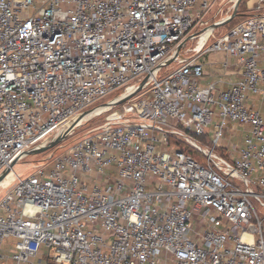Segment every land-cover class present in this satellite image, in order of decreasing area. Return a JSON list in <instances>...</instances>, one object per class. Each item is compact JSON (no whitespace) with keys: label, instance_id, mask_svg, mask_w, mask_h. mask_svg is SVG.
I'll return each mask as SVG.
<instances>
[{"label":"built area","instance_id":"2783aa9c","mask_svg":"<svg viewBox=\"0 0 264 264\" xmlns=\"http://www.w3.org/2000/svg\"><path fill=\"white\" fill-rule=\"evenodd\" d=\"M235 1L0 0V173L144 80L0 190V264L41 247L47 264H264V113L247 105L264 95V0L217 32ZM212 50L224 72L205 82ZM230 58L239 77L223 89Z\"/></svg>","mask_w":264,"mask_h":264},{"label":"rangeland","instance_id":"374dc122","mask_svg":"<svg viewBox=\"0 0 264 264\" xmlns=\"http://www.w3.org/2000/svg\"><path fill=\"white\" fill-rule=\"evenodd\" d=\"M242 1V5L240 7V9H246L245 7V1L246 0H241ZM216 7H213L212 9H210V11L208 12L209 14H212V12L214 11ZM207 16V15H206ZM230 22L223 24L222 26L217 28V32L218 31H222L224 29H226L228 27ZM204 37V33L202 35H200L199 38H196L195 42H187L185 45V48H190V47H197L203 40ZM191 51H188V54H191ZM201 61H203L205 66V71L209 72L212 75H216L215 77H219V74H223L224 69L221 67L220 62L224 59V54L221 51H206L204 52L200 58ZM231 60L235 58H230ZM236 68V67H235ZM221 76V75H220ZM224 81H226V79L228 78V76L223 75L221 76ZM225 84V82H224ZM115 93H111L109 94L106 98H104L101 102H107L110 100V98L114 95ZM141 93H139L138 95H140ZM127 101V100H126ZM125 102V101H124ZM123 103V102H122ZM123 105V104H122ZM121 104L115 108H112L109 111H104L108 109V104H101L97 107H90L88 109L87 112L80 114V117L78 118L76 124H75V128L73 129L72 133H70L69 135H67L63 140H61L60 143H57L56 145H54L53 147L46 149L42 152H37V153H30V154H26L23 157L19 158L18 161H16L11 168L9 169L8 173L4 176V178L0 181V190L2 188H4L5 186H7L8 184L11 183V181L17 177V175L19 174H26L28 173L30 170H32V168L36 165H38L41 162L44 161H49L50 159H52L54 156L60 154L63 149L66 147L67 144L71 143L74 138L80 136L81 134L85 133L86 131L90 130L91 128L101 124L102 122H104L107 119L116 117L120 114V111L122 110V106ZM94 111L93 113H90ZM102 112V113H100ZM72 119H70V121L68 122L67 125V131L70 130V124ZM239 131H241L239 134H237V137H234V134H231V132L228 129V126L224 129V136H223V140L226 141H234V143L237 145L239 140L242 138V129L239 128ZM196 140H198L199 142H204V140L200 137H193ZM206 142V141H205ZM172 145L178 146L180 147L182 150L187 151L188 153L194 155L195 157H199V153L196 152L194 150V148L187 146L185 144H180V143H176V142H171ZM221 149H218L217 152L221 153ZM6 244L3 245L4 251L2 252H6L9 245H7V241L5 242ZM40 253L43 255V258L40 260L39 258H34L33 259V264H47V249L44 247L40 248Z\"/></svg>","mask_w":264,"mask_h":264},{"label":"water","instance_id":"95a60500","mask_svg":"<svg viewBox=\"0 0 264 264\" xmlns=\"http://www.w3.org/2000/svg\"><path fill=\"white\" fill-rule=\"evenodd\" d=\"M240 1H241V0H236V1H235L234 8H233V10H232L230 16L227 17V18H225V19L221 22L222 25L228 23V22L231 20V18H233V17L236 15L237 6H238V4L240 3ZM185 41H186V40H183V41L178 45V47H177V49H176V52L179 50L180 47L183 46V44L185 43ZM176 52H175V53H176ZM143 82H144V80H142L141 82H139L138 85L135 87V89H134L133 91H131V92H129V93H127V94L121 96V97L118 98L117 100L109 101V102L106 103V104H108V105H109V104L116 105V104H119V103H122V102L126 101L127 99H129L130 97H132L134 94H136V93L140 90V88H141ZM84 113H85V112H84ZM68 122H69V121H66V122L63 124V126L60 128V130L58 131V133H57L52 139H50L46 144H44V145H42V146H39V147H37V148H34V149L27 150L25 153H26V154H30V153L42 152V151H44V150H46V149H49V148L53 147L54 145H56V144H57L58 142H60V140L65 136V134H66V132H67L66 129H67ZM15 162H16V160H13V161H12V162H11L6 168H4V169L1 171V173H0V181H1V180L4 178V176L8 173L10 167H11Z\"/></svg>","mask_w":264,"mask_h":264},{"label":"crops","instance_id":"0c3cea01","mask_svg":"<svg viewBox=\"0 0 264 264\" xmlns=\"http://www.w3.org/2000/svg\"><path fill=\"white\" fill-rule=\"evenodd\" d=\"M229 62H230V68L226 72L227 73L226 76H228V78L226 79L225 84L221 85V88H223V89L226 88V87H228V84L226 82H228L229 80L230 81H234L235 79H237L239 77V74L236 71V68L237 67L235 68V65H236L235 60L234 59H232V60L230 59ZM205 66L206 65H204V68H205ZM212 77H213L212 74H210L209 72H206L205 71V76H204L203 80L205 82H207ZM247 105H249L251 107L258 108V109H260L264 113V95L262 97H259V95H251L249 97L248 101H247Z\"/></svg>","mask_w":264,"mask_h":264},{"label":"trees","instance_id":"16d2710c","mask_svg":"<svg viewBox=\"0 0 264 264\" xmlns=\"http://www.w3.org/2000/svg\"><path fill=\"white\" fill-rule=\"evenodd\" d=\"M242 5V1H240V3L238 4V9L236 12V17L230 21L228 27L232 26L235 22L239 21V20H243L248 16V13L245 12V9H240Z\"/></svg>","mask_w":264,"mask_h":264},{"label":"bare ground","instance_id":"6f19581e","mask_svg":"<svg viewBox=\"0 0 264 264\" xmlns=\"http://www.w3.org/2000/svg\"><path fill=\"white\" fill-rule=\"evenodd\" d=\"M206 37H207V34L204 33V37H203L202 42H201L197 47H195V48L193 47L192 50H193V51L198 50V49L201 47V45H203V44L205 43ZM130 89H132V86H130V87L128 88V90H130ZM93 112H94V111H92V112H90V113H93ZM79 117H80V114L72 118V121H71L72 123L70 124V130L75 128V124H76V122H77V120H78ZM24 155H26V153L22 154L21 157H23ZM21 157H20V158H21ZM10 168H11V167H10Z\"/></svg>","mask_w":264,"mask_h":264}]
</instances>
